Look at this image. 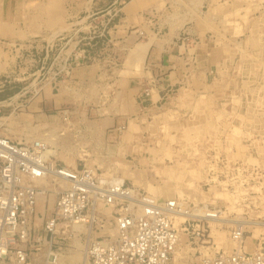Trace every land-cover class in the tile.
I'll return each instance as SVG.
<instances>
[{"label":"rangeland","instance_id":"obj_1","mask_svg":"<svg viewBox=\"0 0 264 264\" xmlns=\"http://www.w3.org/2000/svg\"><path fill=\"white\" fill-rule=\"evenodd\" d=\"M63 1L0 0V102L7 106L0 112V134L17 143L42 140L58 165L88 166L106 178H121L138 170L141 175L134 188L152 199L178 198L189 206L205 204L218 209L231 222L212 226L222 232L220 240L211 227L207 247L212 248L208 251L230 253L235 247L229 238L236 225L232 222L264 223V0H173L175 8L186 14L181 20L184 28L196 29L212 46L207 74L190 65L167 98L142 110L139 119L127 127L110 130L92 141L70 120L68 109L54 110L42 103L56 94L57 87L51 88V74L45 70L63 41H58L51 61L45 64V44L39 43L50 35L71 31L66 11L61 16ZM46 4H54L52 11L58 10L60 15L52 23L48 12L38 10ZM166 4L160 0L161 8ZM150 13L145 17L152 19ZM181 33L182 42L192 45L188 31ZM29 42H35L32 51L18 52L14 46H28ZM99 48L101 45L95 50ZM31 53L37 55L35 64ZM41 66L44 69L39 71ZM63 79L58 77L53 83ZM65 111L68 119L63 120ZM224 159L229 162L227 167ZM235 168L240 174L231 172ZM123 180L131 185L127 178ZM51 184H34L48 190L44 198L37 197L36 212L41 214L37 219L43 221L51 216L55 201ZM103 207L99 204L95 211L105 219L103 227L91 220L93 238L112 235L108 232L113 227L112 210L106 207L102 212ZM243 227L244 248L252 252L264 243V230L249 223ZM79 237L82 248L78 254L85 251V232ZM58 243L68 255L70 238ZM194 251L185 246L177 262L189 264ZM78 257L81 259V254Z\"/></svg>","mask_w":264,"mask_h":264},{"label":"built area","instance_id":"obj_2","mask_svg":"<svg viewBox=\"0 0 264 264\" xmlns=\"http://www.w3.org/2000/svg\"><path fill=\"white\" fill-rule=\"evenodd\" d=\"M118 15L116 7L100 21H94L96 14L89 16L87 34L80 37V32L72 28L45 38L39 43L45 44L42 64L52 60L45 72L53 79L67 78L75 67L92 62V50L106 44V33ZM58 41H63L60 42L62 49L50 60ZM34 43L14 46L18 52L32 51ZM70 44L72 51L66 54ZM33 56L30 60L35 64L37 55ZM43 69L41 66L39 71ZM4 103L0 102V112L7 107ZM62 114L63 120L68 119L66 111ZM42 149L36 142L19 144L0 135V264H54L57 260L53 254L55 226L63 222L89 223L91 219L93 225L103 227L105 219L95 214L98 204L112 210L117 232L114 236L90 239L83 264H179L174 261L178 231L169 220L170 215L177 214L179 205L154 200L142 190L102 180L99 174L82 166L65 170L56 163L51 167L40 159ZM52 175L61 178L68 187L59 190L51 216L43 221L37 219L40 214L36 213V197L40 190L33 180ZM181 225L187 243L195 250L190 264H264V243L252 252L244 251V232L238 225L229 232L235 242L230 253L217 250L207 254L197 249L210 239L204 218L187 219Z\"/></svg>","mask_w":264,"mask_h":264},{"label":"crops","instance_id":"obj_3","mask_svg":"<svg viewBox=\"0 0 264 264\" xmlns=\"http://www.w3.org/2000/svg\"><path fill=\"white\" fill-rule=\"evenodd\" d=\"M133 1L64 0L60 4L61 16L66 11V21L71 20L69 25L81 36L87 34L89 16L96 14L93 19L97 22L109 11L119 9L117 21L106 33V44L93 50L94 60L75 67L58 84L50 76L56 94L42 102L54 110L68 109L70 120L84 130L90 141L127 127L139 119L142 110L167 98L180 85L190 65L204 70V74L211 67L209 40L202 39L194 28H184L186 24L181 20L186 14L175 8L173 0H165L167 4L162 8L160 0H147L146 4ZM148 12L153 14L152 19L145 17ZM183 31L193 38L192 45L186 46L180 39ZM72 48L70 44L66 54ZM134 171L139 179L141 172ZM128 181L134 187L133 180Z\"/></svg>","mask_w":264,"mask_h":264},{"label":"bare ground","instance_id":"obj_4","mask_svg":"<svg viewBox=\"0 0 264 264\" xmlns=\"http://www.w3.org/2000/svg\"><path fill=\"white\" fill-rule=\"evenodd\" d=\"M74 2V1H73ZM135 2V0L133 1ZM76 4V3H75ZM54 4H46V5H40L38 8L39 12L40 13H45L47 14L48 12V16H49V20H50V23H52L53 21H55L58 17H60V15L58 14V10H55V12H53L52 10L54 9ZM81 6V5H80ZM56 7V6H55ZM149 17V16H148ZM64 86V85H63ZM5 118V117H4ZM3 118V119H4ZM5 121V120H4ZM2 125V122H0V126ZM5 125V124H4ZM3 126V125H2ZM90 127V126H89ZM6 128V127H5ZM87 129V128H86ZM89 129V128H88ZM87 129V130H88ZM8 130V129H7ZM5 131V130H4ZM2 134V133H1ZM0 134V135H1ZM2 136V135H1ZM7 138V136H4ZM28 138V136H27ZM33 138V137H31ZM40 138V137H39ZM29 139V138H28ZM36 143L39 144V146H42V150H39V154H40V159L45 161L46 163H49V165L51 167H53L56 162L55 161V154H53V151H52V155L50 154L49 155V148H48V145L43 142L42 140L41 141H34ZM34 142H25V143H19V144H34ZM105 150V149H104ZM57 156V155H56ZM216 156L217 153H216ZM211 157H214V156H210ZM216 158H219V157H216ZM62 160V159H61ZM70 163V162H69ZM76 163V162H75ZM225 166L227 167L228 166V160L226 161L224 159V162ZM76 164L72 163L70 166H64V169L65 170H75L77 168H79V166H75ZM224 166V167H225ZM82 167H84L87 171H91V173H95L93 170V168H88V166H84L82 165ZM234 168V167H233ZM234 171H238V168H235V170H232L231 172H234ZM240 174V173H239ZM50 178H38V179H34L33 180V184H36L37 182L38 183H45V182H51L52 184L50 185L55 193V197H57L58 193L60 192L59 190H62V189H65L66 187H68V185L63 182L61 180V178H59L58 176L56 175H52V176H49ZM114 177V176H113ZM100 178L102 180H111L114 184H117V185H124L126 187H132L131 185L127 184L123 179L124 178H127V179H130V180H133V184H134V187L137 186V182H138V177H135L134 176V172H132L131 170L126 173L125 177H115V178H112V176L110 178H106V177H103L102 175H100ZM36 186V185H35ZM37 187V186H36ZM133 187V188H134ZM40 191L38 192V196H40L39 198H44L45 197V193L48 191L47 188H44V189H41L39 187H37ZM135 189V188H134ZM234 189L236 190L237 188L233 186V191ZM179 192V195L182 194L180 193V191L178 190ZM235 192V191H234ZM237 193H239V191L237 190ZM178 195V196H179ZM37 196V197H38ZM36 197V198H37ZM54 197V198H55ZM56 199V198H55ZM155 200V199H154ZM159 201H168V202H173L175 203L176 205H179L180 206V209L179 211L177 212V214H172L170 215V222L172 224V226L178 231V237H179V243L174 251V261L177 262V257L178 256H181L182 253H180V250L182 248H184L185 246H189L190 248H192L188 243H187V236L185 233H183V230H182V223L187 220V219H193L195 217L197 218H204L205 222L207 223V226L209 228V240H211V227L212 226H223L224 224L223 223H228V222H231L230 220H227L225 218L222 217V212H220L218 209L216 208H209V206L205 205V204H202V205H187L189 203H186L184 200H178V198H172V199H166V200H159ZM55 202V201H54ZM37 203H38V198H37ZM99 206V204L97 205V207ZM198 206V207H197ZM48 209V208H47ZM98 211L99 208H95V211ZM103 211L102 212H105L106 210V206L103 207ZM37 210V208H36ZM49 211V210H48ZM37 213V212H36ZM39 214V213H37ZM96 214V212H95ZM106 214V213H104ZM41 215V214H40ZM90 214H87V217H89ZM114 218V216H113ZM112 219V217H111ZM90 222L89 223H80V222H73V223H68V222H63L62 223H59L55 226V235H53V254L56 255L57 257V260L54 264H78V260H80V263L83 264L84 262V252L83 253H79L81 254V259H79V250L80 248H82V245L80 243V237H79V233L82 231V232H85V237H86V241H85V248L88 246V243L90 241V239H92L94 237V233L91 231V219L89 220ZM238 221V220H237ZM107 222V221H106ZM108 223V222H107ZM250 224V226H253L255 228H259V229H262L264 230V223H257V222H251L248 221H243V222H239L237 223L236 221L232 222V225L233 224H236L235 226H239L240 228H242V231L244 229L243 225H247V224ZM230 225V224H229ZM112 226V225H110ZM97 227V226H95ZM247 227V226H246ZM252 227V228H253ZM213 228V232H214V236L216 234V239L220 240L222 239L223 237V234L222 232H217L215 231V228ZM106 229V228H105ZM80 230V232H79ZM102 230V229H101ZM258 230V229H257ZM103 231V230H102ZM98 232V231H97ZM100 232V231H99ZM109 234L111 236H114L115 233L117 232V228H115V222H114V219H113V227L110 231H108ZM230 232V231H229ZM257 232V231H256ZM97 235V234H96ZM95 235V236H96ZM67 236L70 238L71 240V248L69 249V252H68V255H66L65 253H67V250L66 249H61L60 247H58V242L59 241H64L67 239ZM98 236V235H97ZM230 238V237H229ZM231 239V238H230ZM209 240L205 243H203L202 245L200 244L197 249H199V251L202 253V254H207L209 251L208 249H211L212 247H207V245L209 244ZM232 240V239H231ZM233 243H234V240H232ZM87 243V244H86ZM186 244V245H184ZM222 244V243H221ZM206 246V247H205ZM255 246V245H254ZM259 246V245H258ZM178 248V249H177ZM247 247L244 248V251H246ZM257 248V246L254 247V250ZM264 248V247H263ZM221 250V249H220ZM253 250V251H254ZM248 251V250H247ZM246 251V252H247ZM180 258V257H179ZM78 259V260H77ZM193 262V260L191 261ZM179 263V262H177ZM190 264V262H189Z\"/></svg>","mask_w":264,"mask_h":264}]
</instances>
